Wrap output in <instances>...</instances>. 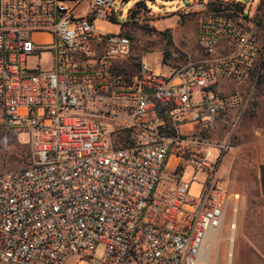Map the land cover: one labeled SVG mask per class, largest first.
Instances as JSON below:
<instances>
[{"label":"built area","instance_id":"1","mask_svg":"<svg viewBox=\"0 0 264 264\" xmlns=\"http://www.w3.org/2000/svg\"><path fill=\"white\" fill-rule=\"evenodd\" d=\"M114 2L0 0V132L25 134L30 154L0 172V264L78 263L100 248L104 264H198L236 216L200 132L250 101L238 87L264 60L251 20L193 0L183 11L206 57L162 76L124 66L132 44ZM221 77L237 90L219 95ZM186 166L205 175L198 199L179 183Z\"/></svg>","mask_w":264,"mask_h":264},{"label":"rangeland","instance_id":"2","mask_svg":"<svg viewBox=\"0 0 264 264\" xmlns=\"http://www.w3.org/2000/svg\"><path fill=\"white\" fill-rule=\"evenodd\" d=\"M192 1L115 0L112 8L118 15V23L123 25L121 33L129 34L133 38L130 60L135 67L143 60L157 75H165L167 68L162 64L179 69L188 63L198 64L206 57V52L199 46L197 38L196 14L183 11L190 7ZM206 2L209 9H215L217 4L222 3L231 5L236 12L246 15L251 20L264 51V29L260 28L256 20V15L264 11L263 8L258 13L259 7L262 8L264 5V0H206ZM137 3L141 6H137ZM127 14L130 18L128 23ZM165 30L170 31L174 51L166 61H163L162 50L165 40L162 32ZM227 52L228 49L225 47L217 50L219 55H225ZM36 64V59L28 62L30 66ZM50 64L49 55L40 58L39 65L42 68ZM255 66L260 67L259 70L255 69L258 70L257 74L254 71L247 78V82L238 87L239 92L245 97L251 95L247 107L243 111L235 110L230 117L217 116L207 132H200L202 139L216 150L214 151L216 157L211 161L218 165L217 177L227 182L230 193L238 195L236 216L228 213L222 232L217 236L218 242L204 257L205 264H229L230 261V264H264V195L260 188V168L264 166V60L262 63L261 58H258ZM219 80L230 79L221 77ZM253 103L259 104V107ZM26 144L25 134L0 132V172L25 167L30 158ZM208 148L209 146L205 147L207 156L210 153ZM211 154L208 156L209 159L212 157ZM183 171L179 183L190 185L188 197L198 199L205 175L202 172L195 174L190 166H186ZM233 222L235 228L232 231L230 225ZM232 234L234 242L230 258L229 238ZM102 254L103 248H100L91 259L71 264H104Z\"/></svg>","mask_w":264,"mask_h":264},{"label":"crops","instance_id":"3","mask_svg":"<svg viewBox=\"0 0 264 264\" xmlns=\"http://www.w3.org/2000/svg\"><path fill=\"white\" fill-rule=\"evenodd\" d=\"M132 60H128L127 62H125V64H124V66L128 69V70H131L132 71V69L131 68H133V67H135L134 66V63L133 62H131ZM162 66H165L166 68H167V73L164 75V74H162V76H167V75H169L170 73H171V71L173 70V67H171V66H169V65H164V64H162ZM215 90H216V92L219 94V95H229V94H231V93H233L234 91H236L237 90V88L235 87V85H234V83L231 81V80H218V82H217V85H216V87H215ZM244 98H245V95H242ZM262 103L260 104V108L262 109ZM256 107H259V104H257V106ZM235 110H237V111H239V109H231V110H228V111H226V112H224V113H222L221 115H223V116H227V117H230L233 113H234V111ZM207 150H209L210 151V153L209 154H211L212 155V157H211V159L210 160H212V159H215V152L214 151H216L212 146H209V148L207 149ZM209 154H208V156H209ZM173 159V158H172ZM171 159V162H170V165L172 166V164L171 163H174V160H172Z\"/></svg>","mask_w":264,"mask_h":264},{"label":"trees","instance_id":"4","mask_svg":"<svg viewBox=\"0 0 264 264\" xmlns=\"http://www.w3.org/2000/svg\"><path fill=\"white\" fill-rule=\"evenodd\" d=\"M137 6H141L140 3L136 4ZM264 8V5H262V8L259 7L258 13ZM257 24L260 26L261 29H264V11L259 15H256ZM126 36L130 39V41H133V38L131 35L126 34ZM162 37L165 40L164 48L162 50L163 52V61H166V58L169 57V55L174 51V46L172 42V37L169 30H165L162 32ZM254 106H257V103H253ZM205 131L203 130L202 133ZM28 164V161L26 162V165ZM25 165V166H26ZM260 188L261 192L264 195V166L260 168Z\"/></svg>","mask_w":264,"mask_h":264},{"label":"bare ground","instance_id":"5","mask_svg":"<svg viewBox=\"0 0 264 264\" xmlns=\"http://www.w3.org/2000/svg\"><path fill=\"white\" fill-rule=\"evenodd\" d=\"M218 242V238L214 234H209L204 241L203 248H202V259L199 260L198 264H205L204 257L209 253V251H212V248L214 244ZM213 244V245H212ZM211 248V249H210ZM231 263V261H230ZM229 263V264H230Z\"/></svg>","mask_w":264,"mask_h":264}]
</instances>
